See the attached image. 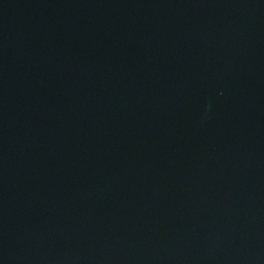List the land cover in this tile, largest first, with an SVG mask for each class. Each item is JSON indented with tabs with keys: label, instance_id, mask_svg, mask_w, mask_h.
Returning a JSON list of instances; mask_svg holds the SVG:
<instances>
[{
	"label": "water",
	"instance_id": "water-1",
	"mask_svg": "<svg viewBox=\"0 0 264 264\" xmlns=\"http://www.w3.org/2000/svg\"><path fill=\"white\" fill-rule=\"evenodd\" d=\"M0 264H264V0H0Z\"/></svg>",
	"mask_w": 264,
	"mask_h": 264
}]
</instances>
